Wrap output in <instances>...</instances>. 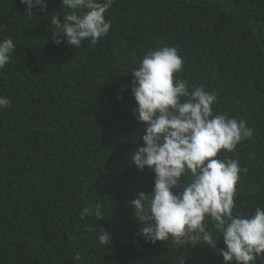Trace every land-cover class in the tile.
<instances>
[{
    "label": "trees",
    "instance_id": "obj_1",
    "mask_svg": "<svg viewBox=\"0 0 264 264\" xmlns=\"http://www.w3.org/2000/svg\"><path fill=\"white\" fill-rule=\"evenodd\" d=\"M25 7L0 0V39L17 45L0 70V96L11 101L0 110V264H224L207 246L140 235L130 202L152 193L154 173L131 160L144 134L131 72L143 53L174 47L183 59L175 79L216 93L214 115L246 121L252 136L217 158L247 169L233 214L251 217L264 208V0H115L109 34L80 48L51 39L61 0L33 17ZM97 203L103 220L82 219Z\"/></svg>",
    "mask_w": 264,
    "mask_h": 264
},
{
    "label": "clouds",
    "instance_id": "obj_2",
    "mask_svg": "<svg viewBox=\"0 0 264 264\" xmlns=\"http://www.w3.org/2000/svg\"><path fill=\"white\" fill-rule=\"evenodd\" d=\"M114 2L61 0V8L67 11L50 16L51 39L59 44L65 38L71 48H80L84 41L96 46L110 32L111 21L105 14ZM20 3L29 17L35 16L36 8L47 9V0ZM16 46L11 38L0 39V70L10 63ZM182 71L177 49L162 47L143 53L131 72L133 114L144 126L143 146L131 154V160L139 171L147 168L154 173L152 193L137 194L130 202L132 214L142 225L140 235L146 242L207 246L224 264H255L257 257L264 256V208L256 207L251 217L233 214L236 185L247 169H241L237 160L217 158L222 150L231 153L250 138L252 129L244 119L214 115L216 93L203 86L190 90L186 81L175 79ZM10 106L11 101L0 96V110ZM89 215L102 221V205L85 208L81 218ZM209 222L225 248L217 247ZM110 242V233L101 229L98 243L108 246Z\"/></svg>",
    "mask_w": 264,
    "mask_h": 264
}]
</instances>
